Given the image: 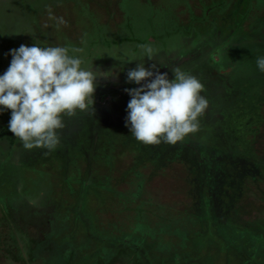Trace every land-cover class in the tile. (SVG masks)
Wrapping results in <instances>:
<instances>
[{
  "label": "rangeland",
  "instance_id": "1",
  "mask_svg": "<svg viewBox=\"0 0 264 264\" xmlns=\"http://www.w3.org/2000/svg\"><path fill=\"white\" fill-rule=\"evenodd\" d=\"M23 4L0 0V75L21 44L65 47L110 75L47 154L0 111V264H264V0ZM141 45L157 53L146 68L204 86L199 130L175 145L125 127Z\"/></svg>",
  "mask_w": 264,
  "mask_h": 264
},
{
  "label": "clouds",
  "instance_id": "2",
  "mask_svg": "<svg viewBox=\"0 0 264 264\" xmlns=\"http://www.w3.org/2000/svg\"><path fill=\"white\" fill-rule=\"evenodd\" d=\"M141 59L126 73V83L140 87L125 89L127 103L125 127L136 141L146 145H175L199 130L208 101L200 93L203 84L193 75L176 66L173 79L160 73L156 64L148 68L144 58L154 60L151 46H140ZM74 49L73 52H79ZM11 61L0 75V111L11 113L8 130L27 150L41 148L47 152L60 142L58 130L65 127L63 117L91 108L98 76L110 74L82 67L84 61L60 46L41 47L21 44L8 53ZM257 69L264 73V57H257Z\"/></svg>",
  "mask_w": 264,
  "mask_h": 264
},
{
  "label": "flooded vegetation",
  "instance_id": "3",
  "mask_svg": "<svg viewBox=\"0 0 264 264\" xmlns=\"http://www.w3.org/2000/svg\"><path fill=\"white\" fill-rule=\"evenodd\" d=\"M36 2V0H18V4L20 3V8H25V9H27L25 6H24V4L23 3H26L25 5H27V6H34V5H32V4H34ZM3 11H4V9H2ZM6 12H7V10H6ZM119 41H117V42H113L112 44H110L109 46L111 47V48H116V46L115 45H118L117 47H118V49H120V46H119ZM104 46V45H103ZM108 46V47H109ZM105 47V46H104Z\"/></svg>",
  "mask_w": 264,
  "mask_h": 264
},
{
  "label": "trees",
  "instance_id": "4",
  "mask_svg": "<svg viewBox=\"0 0 264 264\" xmlns=\"http://www.w3.org/2000/svg\"><path fill=\"white\" fill-rule=\"evenodd\" d=\"M112 43H113V42H112ZM112 43H111V44H112ZM107 45H110V42H109Z\"/></svg>",
  "mask_w": 264,
  "mask_h": 264
}]
</instances>
